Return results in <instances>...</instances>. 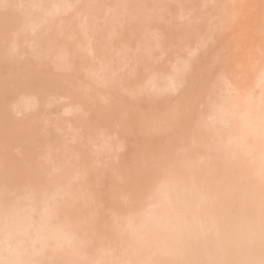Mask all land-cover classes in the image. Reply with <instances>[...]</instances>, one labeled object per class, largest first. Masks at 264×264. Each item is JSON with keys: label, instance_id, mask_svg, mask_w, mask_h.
<instances>
[{"label": "bare ground", "instance_id": "1", "mask_svg": "<svg viewBox=\"0 0 264 264\" xmlns=\"http://www.w3.org/2000/svg\"><path fill=\"white\" fill-rule=\"evenodd\" d=\"M263 57L264 0H0V264H264Z\"/></svg>", "mask_w": 264, "mask_h": 264}, {"label": "rangeland", "instance_id": "2", "mask_svg": "<svg viewBox=\"0 0 264 264\" xmlns=\"http://www.w3.org/2000/svg\"><path fill=\"white\" fill-rule=\"evenodd\" d=\"M257 7H258V6H257ZM258 9H259V8H258ZM253 10H255V9H253ZM256 10H257V8H256ZM171 19H172V18H170L169 20H171ZM175 19H176V18H175ZM175 19H174V21H176ZM177 20L180 21L181 19H178V17H177ZM181 21H182V20H181ZM181 21H180V22H181ZM167 23H169V21H168ZM171 23H172V22H171ZM165 24H166V23H165ZM254 31H256V30H254ZM50 32H51V31H50ZM175 32H176V31H175ZM52 33H53V32H52ZM169 33H171V32H169ZM261 33H262V31H261ZM261 33L259 32V34H261ZM166 34L168 35V33H166ZM171 35H172V34H171ZM62 37H63V36H62ZM257 37H259V36H257ZM165 38H167V37H165ZM168 38H170V35L168 36ZM168 38H167V39H168ZM260 38H261V37H260ZM260 38H259V39H260ZM210 39H211V38H210ZM261 41H262V40H261ZM261 41H260V42H261ZM209 42L211 43V42H213V40H210ZM257 43H258V42H257ZM261 43H262V42H261ZM261 43H259V44H261ZM259 44H258V45H259ZM239 45H240V44H239ZM241 46H242V45H241ZM239 47H240V46H239ZM248 47H249V46H248ZM127 50H128V49L126 48V49H125V52H127ZM129 50H131V49H129ZM123 51H124V50H123ZM125 52H124V53L122 52V53H123L124 55H127L128 53L125 54ZM129 52H130V51H129ZM57 53H58V51H57ZM172 53H173V52H172ZM172 53H171V54H172ZM173 54H174V53H173ZM169 55H170V53H169ZM86 56H87V55L83 56V60H85V59H89V58H84V57H86ZM164 56H167V55H164ZM171 56H172V55H171ZM229 56H230V55H229ZM88 57H90V55H89ZM167 57H168V56H167ZM23 58H24V57H23ZM50 58H51V57H50ZM90 58H91V57H90ZM161 58H164L163 55H162V57H159L158 59L161 60V61H166V59H161ZM263 58H264V57H263ZM48 59H49V58H48ZM50 60H51V59H50ZM21 61H22V59H21ZM23 61H25V60H23ZM261 61H262V60H261ZM261 61H260V62H261ZM45 62H46V61H45ZM47 62H48V61H47ZM177 62H180V61H177ZM177 62H175V63H177ZM182 62H183V61H182ZM260 62H259V63H260ZM49 63H50V62H49ZM262 63H263V61H262ZM169 64H170V62H169ZM180 64H181V62H180ZM49 65H51V64H49ZM27 66H28V65H27ZM29 66H30V65H29ZM29 66H28V67H29ZM258 66H259V65H258ZM31 67H32V66H30V67L28 68V70L31 69ZM48 67H49V66H48ZM123 68H124V67H123ZM130 68H131V67H130ZM82 69H83V70H82ZM80 70H81V72H82V71H85V72H86V71H87V68H85V66H84V67H82ZM121 70H122V69H121ZM123 70H124V69H123ZM123 70H122V71H123ZM126 70H128V66L126 67ZM250 70H253V69H250ZM124 71H125V70H124ZM128 71H129V70H128ZM248 71H249V70H247V68H246L245 71H244V73H246V72H248ZM120 72H121V71H120ZM249 72H250V71H249ZM249 72H248V75H249ZM252 72H253V71H252ZM252 72H250V73H252ZM254 72H255V71H254ZM83 73H84V72H83ZM123 73L125 74V73H127V72H123ZM189 73H190V71H189ZM189 73H188V74H189ZM121 74H122V73H121ZM248 75H247V76H248ZM82 84H83V83H82ZM228 85H229V83H228ZM228 85H227V86H228ZM239 85H240V84H239ZM240 86H241V85H240ZM82 87H83V86H82ZM85 87H88V86H85ZM85 87H83V88H85ZM78 88H79V90H80V86H78ZM89 89H90V88H89ZM82 90H83V89H82ZM84 90H85V89H84ZM90 90H91V89H90ZM87 91H88V89H87ZM87 91H85V93H86ZM106 91H107V90H106ZM241 91H242V90H241ZM83 92H84V91H83ZM90 92H91V91H90ZM238 92H239V91H238ZM105 93H106V92H105ZM105 93H103V91H102V94H105ZM109 93H111V92H109ZM239 93H240V92H239ZM87 94H88V93H87ZM89 94H90V93H89ZM99 95H100V94H99ZM96 97H97V96H95V98H96ZM62 99H63V98H62ZM64 99L68 100V98H64ZM64 99H63V100H64ZM97 99H98V98H97ZM97 99H96V100H97ZM130 99L134 100L135 98L133 97V98H130ZM139 99H140V98H139ZM139 99L137 98V100H139ZM63 100H59V102H60V101L63 102ZM69 100H70V99H69ZM93 100H94V99H93ZM140 100L142 101L143 98L140 99ZM56 101H58V100L56 99ZM90 101H92V98H91ZM113 101H114V100H113ZM64 102H65V101H64ZM64 102H63V103H64ZM67 102H68V101H67ZM70 102H71V100H70ZM94 102H95V101H94ZM54 104H55V103H54ZM57 104H58V103H57ZM57 104H56V105H57ZM64 105L66 106V103H65ZM64 105H63V106H64ZM58 106H59V105H58ZM46 108H47V107H46ZM56 108H57V107H56ZM61 108H62V106H61ZM61 108L59 107L58 109L60 110ZM42 109L44 110L45 108H42ZM54 109H55V107H54ZM58 109L56 110L55 113H57ZM66 109H68L67 106H66ZM66 109H65V110H66ZM46 110H47V112H48V110L50 111V109H48V108L45 109V112H46ZM65 110H64V111L61 110V111H62V112H66L67 110H66V111H65ZM54 111H55V110H53V112H54ZM90 111H91V110H90ZM42 112H43V111H41V113H42ZM47 112H46V114H47ZM50 112H51V111H50ZM50 112H49V113H50ZM43 113H44V112H43ZM67 113H68V112H67ZM90 113H91V112H90ZM90 113H89V114H90ZM60 114H61V113H60ZM62 114H64V113H62ZM62 114H61V115H62ZM44 115H45V114H44ZM47 115H49V114H47ZM65 115H67V114H65ZM65 115H63V116H65ZM68 115H69V114H68ZM41 116H42V115H41ZM45 116H46V115H45ZM49 116H50V115H49ZM52 116H53V114H52ZM54 116H56V115L54 114ZM54 116H53V117H54ZM57 116H58V115H57ZM69 116H70V115H69ZM69 116H68V117H69ZM82 116H83V117H80V119H81V118H84V117L86 116V114H85V116L82 114ZM88 116H89V115H88ZM91 116H92V113H91ZM42 117H43V116H42ZM47 117H48V116H46V118H47ZM53 117H51V118H49V119H52V121H53ZM61 117H62V116H60L59 118L61 119ZM89 117H90V116H89ZM59 118H58V119H59ZM69 118H70V117H69ZM183 118H184L183 121L185 122L189 117H183ZM183 118H180V119H183ZM56 119H57V118H56ZM62 119H63V118H62ZM67 119H68V118H67ZM185 119H186V120H185ZM44 120H46L45 125H47V123H48V122H47L48 119H44ZM64 120H65V118H64ZM64 120H61V121L65 122ZM71 120H72V119L70 118V121H71ZM42 121H43V120H42ZM49 121H50V120H49ZM187 121H190V118H189V120H187ZM55 122H56V121H55ZM55 122H54V123H55ZM66 122H67V120H66ZM68 122H69V121H68ZM69 123H70V122H69ZM42 124H44V122H42ZM52 124H53V123H52ZM52 124H51V125L48 124L47 127H49V128H50V127L53 128L54 126H52ZM64 124H66V123H64ZM89 125H90V124H89ZM93 125H94V124H93ZM66 126H67V125H66ZM84 126L86 127V126H88V125H83L82 129H85ZM91 126H92V125H91ZM91 126L88 127V128H92ZM88 128H87V129H88ZM80 130H81V129H80ZM6 131H9V130H6ZM52 131H53V130H52ZM82 131H83V130H82ZM86 131H87V130L85 129L84 132H86ZM4 132H5V131H4ZM88 132H89V129H88ZM90 132H91V131H90ZM8 133H9V132H8ZM81 133H82V132H81ZM88 134H90V133H88ZM84 136H85V135H84ZM85 137H86V136H85ZM67 138H68V136H67ZM82 138H83V136H82ZM115 138H117V137H115ZM115 138H114V140H116ZM69 139H71V137H70ZM81 140H83V139H81ZM85 140H86V139L84 138V141H81L80 143L83 142V144H84V148H83V149L86 148V149H85L86 152H87V151H91V150H89V149H93V148H96V149H97V148H99V147H100V149H101V147H103L104 145L106 146V144H103V146H102V145H101V146L97 145V146H98V147H97V146L95 145L96 147H95V146L93 147L92 142H90V140L88 139V142H90V143L92 144V145H90L92 148H91L90 146H89V148H88V147H86L85 145L88 146L90 143H89V144H88V143H85ZM114 140H113V142H112V141H111V142L109 141L110 143H108V144L111 145L112 143L115 142ZM78 141H80V140H78ZM74 143L76 144L77 141H75ZM115 143H117V142H115ZM115 143H114V145L116 146ZM72 144H73V142H72ZM83 144H82V145H83ZM108 144H107V145H108ZM37 145H39V144H37ZM73 145H74V144H73ZM76 145H77V144H76ZM79 145H80V144H79ZM77 146H78V145H77ZM42 147H43V145H42ZM82 147H83V146H82ZM82 147H81V148H82ZM42 149H43V148H42ZM100 149H99L98 151H100ZM13 150H14V149H13ZM17 150H18V149H17ZM17 150H15V152H16ZM40 150H41V147H40ZM94 151H95V150H94ZM94 151H93V152H94ZM98 151H97V154L99 155ZM15 152H14V155H12V154H13V151H11V152L9 153L10 155H12V157H10V155H9V156L7 155L8 158L10 157L11 160H13L14 162H16V161H15V159H13V157H14L15 155L17 156V155L20 154V153H19V154H18V153L15 154ZM19 152H20V151H19ZM42 152L45 153L46 150H43ZM11 153H12V154H11ZM88 153H90V152H88ZM45 154H46V153H45ZM45 154H44V155H45ZM96 156H97V155H96ZM96 156H94L95 159H96ZM1 157H2V156H1ZM17 157H18V156H17ZM20 157H21V156H20ZM2 158H4V156H3ZM5 158H6V157H5ZM5 158H4V159H5ZM8 158H7L5 161L9 163L10 159H8ZM14 158H15V157H14ZM101 158H103V157H101ZM19 159H20V158H19ZM97 159H98V156H97ZM7 160H9V161H7ZM17 160H18V158H17ZM115 160H116V159H114L113 161H115ZM111 161H112V160H111ZM12 163H13V162H12ZM110 163H111V162H110ZM114 163H115V162H114ZM114 163H113V164H114ZM13 164H14V163H13ZM115 164H116V163H115ZM26 168H27V167H26ZM29 168H31V169L33 170L34 174L37 173V172H35V169H36V168H35V169H33L32 167H29ZM23 169H24V168H23ZM26 170H27V169H26ZM36 171H38V170H36ZM22 172H24V170H22ZM22 172H20V174H23ZM28 172H29V171H28ZM28 172H24V173H28ZM30 172H31V171H30ZM20 174H19L18 176H20V177H21V176L25 177L24 174H23V175H20ZM30 174H31V173H30ZM32 174H33V173H32ZM28 176H29V175H28ZM20 177H19V178H20ZM24 179H25V178H24ZM24 179H23V180H24ZM34 181H35V180H34ZM122 183H123V185H125L124 182H122ZM121 185H122V184H121ZM123 185H122V186H123ZM109 211H112V210L110 209V210H108V212H109ZM108 212H107V213H108ZM107 213H106V214H107ZM110 213H112V212H110ZM108 214H109V213H108Z\"/></svg>", "mask_w": 264, "mask_h": 264}]
</instances>
